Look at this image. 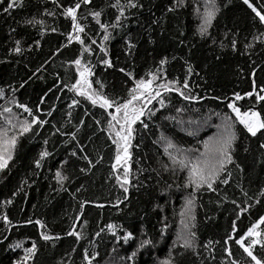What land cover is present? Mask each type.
Instances as JSON below:
<instances>
[{
  "label": "trees",
  "instance_id": "1",
  "mask_svg": "<svg viewBox=\"0 0 264 264\" xmlns=\"http://www.w3.org/2000/svg\"><path fill=\"white\" fill-rule=\"evenodd\" d=\"M10 2L11 0H0V88L5 90L6 96H11L9 86H14L18 101L34 110L41 96L47 93L45 103L39 105L40 112L37 115L41 119H48L49 124L39 129V135L28 133L20 137L9 169L0 172V213L6 211L13 224L17 225L9 229L0 221V264H17L25 255L24 249L30 248L33 241L39 248L36 257L38 264H86L83 251L88 249L91 253L93 243L95 251L99 253L93 264H109L110 261L115 264H132L127 257L133 251L137 253L135 264H162L169 259L170 251L173 256L176 255L174 241L180 228L179 213L183 200L189 197L192 189L184 187L187 171H180L178 167L175 172L171 170L172 164L164 152L160 137L163 135L169 138L179 148L203 151V141L215 133V127L212 126L215 120L225 114L231 115L235 120V114L227 107L235 93L244 96L243 100L235 101L242 112L258 111L264 118V102L257 101L255 96L249 98L246 95L250 91L259 92L264 88V50L258 42L252 40V34L258 35L254 14L242 0H218L221 11L209 30L210 35L201 38L198 34L200 21L194 12L197 6H201L202 10L200 0L195 3L194 0H186L187 6L179 7L175 12H168L167 9L176 4V0H141L144 8L126 11L125 15L129 18L124 21V27L109 28L112 38L104 42V33L90 12L102 11V23L112 24L115 22L116 12L110 5L114 0H92L90 5L81 3L78 16L85 31L96 40V44L91 45L93 54H85V59L95 65V75L92 77L94 88L99 89V84L95 81H101L105 85L103 91L106 95L126 99L134 84L118 69L122 67L133 72L136 79H141L147 72L159 67V61L165 57L169 62L163 66L162 75L169 81L179 79L182 85L187 76L188 64L194 69L188 77L191 92L189 93V89L184 91L198 97V100L188 101L175 91L165 92L163 95L166 106L161 108L153 101L150 107L159 110L151 119L142 118L148 123V128H143L139 122L134 126L135 139L132 140L129 161L132 185L125 194L115 179L117 175H122L123 169L114 172L111 167L115 163V145L108 138L107 131L100 130L107 129V122L111 118L103 109L75 97L65 87L77 78L74 65H68L79 56L80 46L73 42L64 47L71 27L70 20L62 13L64 8L74 6L77 0H57L56 4L51 0H23V7H13L10 12H4L5 6ZM255 5L260 8L264 5V0H255ZM46 11L52 15H44ZM33 18L42 20L43 25L25 23ZM53 28L56 29L55 32L52 31ZM234 33L239 35L235 36ZM233 38L238 40L236 52L229 47L221 49V42L227 45ZM16 40L21 41L24 49L22 55L12 52ZM129 40L136 44L132 56L127 54L126 49ZM245 43H254V48L248 50L251 55L242 54ZM104 44L108 49V57L98 47ZM105 58H110L115 67L107 68L103 64ZM40 67L44 69L40 73L43 79L33 77L20 88V84ZM57 75L61 79L58 80ZM160 82L163 81L156 83ZM50 88L53 92H48ZM55 96L60 97L58 102L54 100ZM73 98L81 99V106L73 110L72 124H77L80 119L85 121L84 129L77 135L79 146L77 141L70 139V134L76 131L72 124L62 128L65 135H52L55 130L50 127L51 124H56L59 128L65 123L67 105ZM4 103V100H0V106ZM50 104H54L56 108L51 117L44 115ZM180 108L183 109L182 112L177 111ZM85 109L91 115L85 117ZM13 111L21 119L27 118L22 110L13 107ZM109 111L114 112V109ZM216 113H220V116ZM95 119L100 121L99 125L94 122ZM205 120H209L211 128L195 133V125ZM3 124V117H0V127ZM35 131L34 126L33 132ZM235 131L238 139L233 158L243 171L235 165H229L232 180L226 186H218L219 195L206 190L196 193L197 219L194 231L201 246V256L197 258L189 252L185 257L179 258L183 264H223L228 259L222 252L223 239L231 232L233 221L235 220L238 229L235 235L239 237L260 215H264V197L258 195L264 189V149L259 147L264 143V135L258 133L256 137H252L238 122L235 124ZM45 139L48 140L47 150L54 155L44 161L43 169L36 170L33 161L44 150ZM81 146L84 153L79 151ZM74 150L77 156L86 154L95 167L87 173H81L79 168L87 167V163L70 156V152ZM100 156L103 159L96 163ZM65 159L69 161L63 167L64 174L69 177L64 184L67 190L57 191L59 186L54 173ZM163 165H168V170ZM24 180L28 181V184L23 185L24 190L13 196ZM81 186V191L77 192V188ZM240 187L253 199H245ZM125 195L128 199L119 204V207H114ZM10 198L13 203L3 207V201ZM233 199L238 203L243 202L245 207L252 204L250 210L239 219H236L235 205L231 203ZM255 199H261L262 203L255 204ZM80 201L88 203L78 222ZM96 204H103L105 207L97 208ZM29 218L43 221L47 226L44 231L59 235L61 239L54 242L43 241L39 235V226L27 224ZM84 219L88 222L86 227L83 225ZM74 220H77L76 230L83 228L86 234L79 241L67 236ZM109 224L117 226L116 236L109 231ZM165 227L166 231L162 233ZM260 227L264 231V225ZM97 232L101 233L100 237L96 236ZM125 232H131L134 239L127 243L123 239L117 242V238L122 237ZM148 239L152 243L141 248L140 242ZM217 240L221 243L214 245L215 259H212L203 245ZM16 242H22L23 247H10ZM230 244L232 259H247L238 245L232 242ZM114 248L116 251H113Z\"/></svg>",
  "mask_w": 264,
  "mask_h": 264
},
{
  "label": "snow or ice",
  "instance_id": "2",
  "mask_svg": "<svg viewBox=\"0 0 264 264\" xmlns=\"http://www.w3.org/2000/svg\"><path fill=\"white\" fill-rule=\"evenodd\" d=\"M52 3L56 4L57 0H51ZM92 0H77L74 6L66 7L63 9V15L66 19L70 20L71 31L66 36L67 43L64 47H68L73 42H76L80 46L79 56L69 62V67L74 65L76 77L74 82L71 84L65 85L69 92L74 93L75 97H80L83 101L90 103L93 107H99L103 109L107 115L111 118L107 122V129L101 128V131H107L108 138L111 140L112 144L115 145V163L112 164V169L114 172L123 169L122 175H117L115 177L116 182L119 184L120 188L123 189V192L127 194L129 188L132 185V180L130 177V164L131 153L130 149L132 147V140L135 139V125L139 122L143 128H148V123L145 122L143 117L151 119L155 115L156 111L159 109H153L150 107L153 104V101H156L161 108L165 107V97L163 93L165 92H177L185 100L192 101L198 100V97H195L191 94H186L185 89H189L188 77L193 73V67L188 64L187 66V76L185 77L182 85L179 79L174 81L167 80L166 76L162 75L163 66L168 64L167 57L159 61V67L150 70L146 73L144 78L136 79L133 72L126 71L124 68H119L118 71L123 73L126 77L132 80L134 86L128 91L127 98H114L106 95L103 91L104 84L101 81H95L99 84V89L93 87L94 81L92 77L95 75L94 67L90 60L85 59V54L89 56L93 54L94 50L91 45L96 44V40L92 39L88 33L85 31V26L81 23V18L78 16V11L81 7V3L84 5H90ZM197 0H194V3ZM242 3L251 10V13L254 14V24L257 26V34H252V40L258 42L261 46V49L264 50V5L258 8L255 5V0H242ZM186 0H176V4L167 9L168 12H175L179 7H186ZM13 7H23V0H11L5 8L4 12H10ZM110 7L115 9V22L112 24L102 23L101 16L102 11L93 10L90 12V15L95 19L96 23L102 29L103 41L107 42L112 38V33L109 31V28H122L124 27V21L129 17L125 15L126 11L130 10H142L144 8L141 0H114L111 3ZM221 11V5L218 3V0H203L202 10L201 6L194 8L196 18L200 21L198 25V34L201 38L210 35L209 30L213 27V22L216 21L217 16ZM44 15H52V13L45 12ZM25 23L39 24L43 25L42 20H37L35 18L25 21ZM153 23H158V21H153ZM15 31V29H13ZM53 32L56 31L55 28L52 29ZM235 36H238V33H234ZM227 39V34L226 37ZM247 39V37H245ZM87 41H90L88 43ZM215 43V41H213ZM238 45V40L233 38L230 39L228 44L225 45L223 42L220 43L221 49L229 47L231 51L236 52ZM38 46V42H37ZM100 51L104 53L105 57H108V49L106 44L98 45ZM136 48V44L129 40L126 43L127 54L129 56L134 55L133 49ZM254 48V43H245L244 53L251 55L248 51L249 49ZM31 51V49H28ZM12 52L16 55H22L24 49L21 47V41L16 40L15 46L12 48ZM59 54V53H57ZM219 59V57H217ZM2 62V61H0ZM187 63V62H186ZM254 63V61H253ZM103 64L107 68H114L110 58L103 59ZM43 67L37 68L32 76L28 80L23 81L20 84V88H23L28 84L29 80L43 79V76L40 73L43 72ZM252 76H255V72H252ZM57 79H61L57 75ZM157 81H163L156 83ZM253 88H255V80H253ZM155 85V86H154ZM11 89V96H6V92L3 88H0V100H4V105L0 106V117H3V122L6 127H0V172H4L9 169L10 162L14 159L16 149L19 144V138L32 133L33 135H39V129H42L45 125L49 124L48 119H41L37 115L40 112L39 105L45 103L47 93L38 101V105L34 110L27 104L20 103L15 95L17 89L14 86H9ZM48 92H53V89H48ZM191 90L189 89V93ZM249 98L255 96V99L259 102H264V88H261L259 92L250 91L246 93ZM207 98V97H206ZM211 99H219V97H211ZM244 96L240 93H235L232 102L227 104V107L231 109V112L235 114V120H233L231 115L225 114L221 117L222 123L217 125L218 132L216 135L209 137L207 140L203 141V151L199 149H183L177 147L169 138L161 135L160 140L164 144V152L168 156L172 164V171L175 172L177 167L180 171H187V177L185 179L184 187L191 188L192 192L189 194V198L186 199L182 210L179 213L180 216V228L176 234V240L174 241V250L176 255L173 256L172 252H169V259L162 262V264H183V261L179 258H183L187 253L191 252L197 258H200V244L198 242V237L194 229L196 228V193L201 190H206L208 192H214L219 195L218 186L219 185H228L232 180V171L229 168V165H235L237 169L243 171L240 168V165L236 163L233 156L236 151L235 143L238 139L235 124L238 122L240 125H243V128L249 133L252 137H256L258 133L264 135V118H262L261 113L258 111H241V108L237 106L235 101L243 100ZM54 100L58 102L60 100L59 96H55ZM81 106V99L73 98L71 103L67 105L68 111L66 112L67 120L61 127H57L56 124H51L50 127L55 131L52 132V135L59 133L60 135H65L62 131L63 127L72 124L73 119V110ZM13 107L16 109L22 110L23 113L27 114V118L21 119L20 115L13 111ZM114 109L113 111H109ZM56 111L55 105L50 104L49 109L44 115L51 117L53 112ZM178 112H182L183 109H177ZM91 115V113L85 109L84 116ZM217 116H220V113H216ZM174 119V118H172ZM94 122L99 125L100 121L95 119ZM34 126L36 131L33 132ZM72 127L76 129L75 132L70 134V139L72 141H77L79 146V141L77 138L78 133L84 129L85 121L80 119L77 124H72ZM11 132V134H9ZM192 135V133H189ZM45 145L44 150L39 153L38 158H36L34 163V168L36 170H41L44 167V161L54 153L47 150L48 140L43 141ZM261 149H264V143L259 145ZM247 150V149H246ZM79 151L84 153V148L79 147ZM198 153V154H197ZM70 156L76 157L77 159H83L87 163V167L79 168L81 173H87L91 170L92 167H95V164L89 157L85 154L82 157L77 156V152L71 151ZM103 157H98L96 163H99ZM69 161L65 159L60 168L54 173V178L56 184L59 186L57 191H66L64 187L66 181L69 180V177L64 174L63 167L68 164ZM165 170H168V165H163ZM138 179V177H137ZM28 184L27 180L22 181V184L16 193H13V196L18 195L20 191H23V185ZM239 186V185H238ZM82 186L77 188V192L81 191ZM240 191L243 193V196L247 200H252L253 197H250L248 192L240 187ZM26 194V193H25ZM259 197H264V189H261L258 193ZM128 199V196L125 195L123 200H118L114 207H119V204L124 203ZM227 199V197H224ZM13 203V199H7L3 201V207H7ZM88 201L79 202V217L82 218L84 215V207ZM231 203L235 205L236 219L242 217L246 212L250 210L252 204L249 203L246 207L243 206V202L238 203L237 200H231ZM261 199H255V204H261ZM95 207L103 208L105 205L96 204ZM0 221L8 227L17 226L13 224V221L9 218L8 213L4 211L0 213ZM77 220L73 221V226L70 227L67 232V236L74 237L76 241L82 240L85 238V232L83 228L80 231L76 230ZM87 220H83V225L87 226ZM27 224L38 225L41 229L40 238L45 242H54L61 239L59 235L51 234L50 232L44 231L46 229V224L39 220H32L29 218ZM261 225H264V215H260L258 220L253 223L245 232H243L239 237L235 235L237 232V226L235 220L231 225V232L227 234L226 238L223 239L222 252L228 257L227 260L223 261V264H264V231L261 230ZM109 231L113 236H116V225L109 224ZM103 231V230H101ZM166 231L162 229V233ZM100 232L96 233L97 237H100ZM120 239H123L125 243L134 239V236L131 232H125L122 237L117 238V242ZM2 242V241H0ZM230 242L238 245L239 249L243 251L247 259L236 260L232 259L233 251ZM152 241L142 240L140 242V247L143 248L148 244H151ZM221 241H208L203 245L205 249L208 250L209 256L212 259H215V247L214 245L220 244ZM54 246V244H53ZM13 249L22 248V242H16L10 245ZM93 251L90 253L88 249L83 251V260L86 264H93L96 261L99 253L95 251V244H92ZM259 249V250H257ZM74 251V249H73ZM113 251H116L114 248ZM25 255L17 261V264H38L36 257L39 252V248L35 241L32 242L30 248L24 249ZM137 253L133 251L130 256L127 257V260L131 261L132 264H135V257ZM109 264H115V262L110 261Z\"/></svg>",
  "mask_w": 264,
  "mask_h": 264
},
{
  "label": "rangeland",
  "instance_id": "3",
  "mask_svg": "<svg viewBox=\"0 0 264 264\" xmlns=\"http://www.w3.org/2000/svg\"><path fill=\"white\" fill-rule=\"evenodd\" d=\"M201 2H202V4H203V0H200ZM214 125H212V126H214L215 127V133L213 134V136L214 135H216L217 134V132H218V128H217V125H220L221 123H222V121H221V118H219L218 120H215L214 121ZM2 127H6V125H2ZM207 128H211V125H210V122H209V120H205V121H203L202 123H197L196 125H195V133H201L204 129H207ZM9 134H11V132L9 133ZM163 146H164V144H163ZM189 198V197H188ZM185 199L183 200V206H184V204H185ZM78 222H79V220H78Z\"/></svg>",
  "mask_w": 264,
  "mask_h": 264
},
{
  "label": "water",
  "instance_id": "4",
  "mask_svg": "<svg viewBox=\"0 0 264 264\" xmlns=\"http://www.w3.org/2000/svg\"><path fill=\"white\" fill-rule=\"evenodd\" d=\"M79 221H80V218H79Z\"/></svg>",
  "mask_w": 264,
  "mask_h": 264
}]
</instances>
